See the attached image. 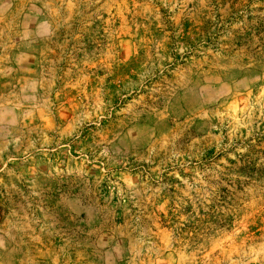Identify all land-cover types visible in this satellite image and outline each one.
I'll list each match as a JSON object with an SVG mask.
<instances>
[{
  "label": "rangeland",
  "instance_id": "rangeland-1",
  "mask_svg": "<svg viewBox=\"0 0 264 264\" xmlns=\"http://www.w3.org/2000/svg\"><path fill=\"white\" fill-rule=\"evenodd\" d=\"M0 264H264V0H0Z\"/></svg>",
  "mask_w": 264,
  "mask_h": 264
}]
</instances>
